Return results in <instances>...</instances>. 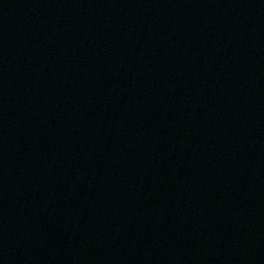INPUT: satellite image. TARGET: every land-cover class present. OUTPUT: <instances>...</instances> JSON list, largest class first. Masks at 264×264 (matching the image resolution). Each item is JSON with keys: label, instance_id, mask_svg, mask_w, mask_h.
<instances>
[{"label": "water", "instance_id": "water-1", "mask_svg": "<svg viewBox=\"0 0 264 264\" xmlns=\"http://www.w3.org/2000/svg\"><path fill=\"white\" fill-rule=\"evenodd\" d=\"M0 264H264V0H0Z\"/></svg>", "mask_w": 264, "mask_h": 264}]
</instances>
